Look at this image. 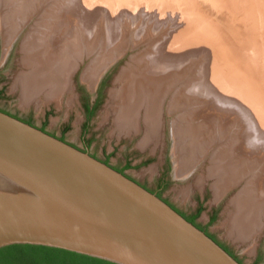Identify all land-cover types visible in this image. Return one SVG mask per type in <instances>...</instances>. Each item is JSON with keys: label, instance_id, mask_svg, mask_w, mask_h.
Wrapping results in <instances>:
<instances>
[{"label": "bare ground", "instance_id": "bare-ground-1", "mask_svg": "<svg viewBox=\"0 0 264 264\" xmlns=\"http://www.w3.org/2000/svg\"><path fill=\"white\" fill-rule=\"evenodd\" d=\"M40 1L0 0V33L5 38V52L9 51L13 41L21 32L29 27L21 46V65L24 71L16 80L22 88L24 102L35 101L43 93L48 101L52 99L58 101L60 94L69 87L71 77L81 60L80 32L86 27L81 26L83 27L81 29L77 23L80 20L79 8L87 6L90 9L98 3L106 5L107 0H78L76 3L75 0L70 2L62 0L51 11H46L41 6L34 12V15L40 16L33 25L29 20L34 16L31 5ZM126 4L127 0H120L117 6L124 7ZM250 7L253 14L256 12L264 18L263 10L258 11L260 7L255 4ZM204 16L206 19V15ZM189 18L185 21L187 25L183 31L171 39L168 37L167 42L160 41L155 45L152 54H143L137 58L134 56L133 62L128 63L121 70L117 80L123 85L111 94L112 97L121 100L116 104L118 112L115 114V123L120 133L129 135L140 131L139 126L143 122L145 138L142 145L150 144V141L162 137L160 130L163 126V105L167 97L173 93L168 113L179 115L178 119H173L171 125L176 144L180 141L179 137L187 136L192 137L189 147L200 144L199 155L192 150L185 161L184 155L180 154L181 147L178 149L176 146L179 155L178 172L182 174L202 162L206 148L203 144H209L208 138L215 139L216 130L219 131L217 135L222 138L231 125H244L242 130L236 132L232 138L230 136L222 144L217 140L219 144L214 149L211 158L213 165L209 168V174L216 178L213 188L219 199L229 187L237 184L242 172L250 171L263 162L260 154L264 153V42L258 44L253 54L249 53L246 56L244 52H235L236 49L241 48L240 44L236 48L230 46L227 41L221 40L209 23L202 24L201 20H198V25L207 27L205 26L207 24L208 27L196 29L197 24L191 23L192 20ZM197 18L199 19V15ZM231 41L232 44H238L239 40L235 34H232ZM196 46L209 49L211 64L200 74L197 73L193 80L189 79L187 86L180 93L177 89L180 81L177 78L180 77L178 76L181 68L180 59L188 56L186 51ZM112 57L110 54L100 56V59L96 60L87 72L85 71L83 80L92 83L98 73L112 63V61L106 63ZM235 67L236 72L244 77L241 78L239 74L234 73ZM183 73L187 72L183 71ZM225 87H229V91H226L227 96L241 103L229 101L223 95V91L217 90ZM234 92L238 94L234 96L232 94ZM203 96L209 99L204 102L201 100ZM184 100L194 102L190 104L194 106L189 110L190 113L184 112L182 108L186 104ZM187 120L189 125H184ZM253 180V189L249 188L247 193L242 192L231 201L236 213L232 218L233 228L230 230L232 234L238 236L239 242L240 240L245 242L251 236L257 238L260 234L259 230L263 229L261 220L264 217V171Z\"/></svg>", "mask_w": 264, "mask_h": 264}, {"label": "rangeland", "instance_id": "rangeland-1", "mask_svg": "<svg viewBox=\"0 0 264 264\" xmlns=\"http://www.w3.org/2000/svg\"><path fill=\"white\" fill-rule=\"evenodd\" d=\"M65 1L70 2L71 0ZM77 1L75 0V3ZM119 1L107 0L106 5L98 3L94 4V7L90 9L87 6L79 8L80 20L77 23L79 27H86H81L83 29L80 32L81 60L71 77L69 87L60 94L58 101L55 99L48 101L44 93L35 101H23V91L21 86L16 83V80L18 75L24 71L21 65V46L26 33L29 31V27L22 31L18 38L14 40L15 42L13 41L12 43V61L6 68L5 73L1 75L3 80L0 84L2 87L0 92V109L20 116L33 125L47 130L49 133L65 138L72 144L82 146L83 140L86 138L92 144L93 153L100 157H105L106 152L114 153L111 156L112 163L119 166L125 163H131L132 166L127 170V173L141 182L148 184L151 188L158 187L163 171L167 167L166 159L168 156L174 168L169 176V179H172L169 181L171 183L167 190H165L164 196L186 212H192L193 209L198 207L195 199L208 193V201H204V204H202L204 206V212L199 222L207 226L210 210L213 211L215 207L221 205L218 219L210 226L211 233L227 243L233 251H237L241 256H244V261L247 264H253L252 257L255 256L254 250L258 251L260 249L264 251V217L261 220L263 229L261 228L262 230H259L260 234L257 236L258 238L255 239L251 236V238L245 241L246 243L243 240L239 242L238 236L232 234L230 230L233 228L234 220L232 218H234L233 216L236 213V209L231 201L239 194L241 195L242 192L247 193L249 188L253 189L252 183L255 180L253 178L262 175L264 171V153L260 154L261 158L263 157V162L250 171L242 172L240 179L237 180L239 183L237 182L235 186L229 187L219 199H217L215 189L213 188L216 178H213L209 174V168L213 165L211 158L214 149L218 147L219 143L222 144L230 136L232 138L236 132L242 130L241 128L244 125H231L226 135L222 138L217 135L219 131L216 130L214 132L215 139L208 138L207 142L209 141V144H203L206 147L204 148L205 154L203 153L205 156L202 158V162H199V166L197 165V168L194 167L191 170L188 169L187 173L182 174L178 172L179 155L176 152V146L178 149L181 147L180 154L184 155L185 161L190 156L192 150H195V154L199 155L200 151L198 149L200 148V144H197L196 147L195 145L189 147L192 139L191 136L185 138L179 137L180 141L176 144L173 127L171 125L174 121L173 119H178L179 115L174 113L171 115V113H168V107L171 102L170 99L173 98V93L167 97L163 105V126L160 130V136L162 137L157 139L159 142L153 140L150 141V144H146L147 146L142 145L145 138V126L143 122H141L142 124L140 123V133L138 132L139 134L136 135L134 140L129 136L127 137L125 133H120L117 129L115 114L118 112V105L116 104H119L121 100L112 97L111 94L112 91L119 90L122 87L123 84L117 80L118 76L128 63L133 62L134 56L137 58L143 54H152L156 47L155 45L160 41L167 42L169 38L171 39L186 28L187 24L185 21L189 16L191 17L189 19L192 20L191 23L195 22L197 24L198 20H201L200 22L202 24L205 22L209 23L211 29L220 36V39L230 43V46L237 48L240 44L241 48L236 49L235 52H244L246 56L249 53L253 54L258 44L264 42V18L256 12L253 14L250 6L255 4L257 7H260L258 11L263 10L262 14L264 15V0H127V4L124 7H118ZM60 2L62 0H41L40 2H33L31 5L32 14L34 15V12L38 10L37 8L41 6H43L42 9L51 11ZM92 14L93 16H91ZM198 15L199 19L197 18ZM204 15H206V19ZM39 16V14H35L29 19L30 22L33 24L39 19ZM29 25L31 24L29 23ZM205 26L208 27L207 24ZM207 27L197 24L196 29H206ZM84 30L87 32L85 33ZM89 30L93 34H90ZM232 34H235L239 40L237 42L238 44H232L233 42H230V36ZM4 41V35L0 33V46L3 54L5 52ZM106 54H110L111 57L113 56L106 63L109 64L115 58H118L119 61L110 66L107 72L102 73L106 67L101 70L92 83L83 80L85 71L87 72L90 66L92 67L96 60L100 59V56ZM186 54L188 58L180 59L181 61H185H182V63L180 61L179 64L181 65L180 72L178 73L180 77L177 78L180 81H178L177 89L180 93L187 86L189 79H192L197 73L200 74V72H203L204 68L211 64V53L207 47L202 48L196 46L192 50L186 51ZM183 71L187 73L184 74ZM233 71L239 74L241 78L244 77L241 73L236 72V67ZM102 79H107L102 105L99 107L97 114L91 122L87 134L84 135L85 116L80 105L78 87H82L84 90L90 89L89 91L92 92L99 86ZM217 90L223 91V95L229 101L241 103L227 96L226 91H229V87H225L222 90L217 88ZM232 94L235 96L238 93L234 92ZM208 99L203 96L201 100L205 102ZM184 102L186 103L182 107L184 112L190 113L189 110L194 108V106H191L194 102H187L185 100ZM184 125H189L188 120L184 122ZM165 133L168 135V141L164 140L163 136ZM217 140H219V143H217ZM199 141L201 140L199 139ZM151 157L152 162H148L145 165L142 164L144 159ZM175 175L182 176V178H177ZM219 201L220 204H218ZM230 234L235 236V241L234 236L232 238ZM239 248L241 249L239 250ZM261 264H264V261Z\"/></svg>", "mask_w": 264, "mask_h": 264}, {"label": "water", "instance_id": "water-1", "mask_svg": "<svg viewBox=\"0 0 264 264\" xmlns=\"http://www.w3.org/2000/svg\"><path fill=\"white\" fill-rule=\"evenodd\" d=\"M13 245L113 264H240L122 172L0 111V249Z\"/></svg>", "mask_w": 264, "mask_h": 264}, {"label": "flooded vegetation", "instance_id": "flooded-vegetation-1", "mask_svg": "<svg viewBox=\"0 0 264 264\" xmlns=\"http://www.w3.org/2000/svg\"><path fill=\"white\" fill-rule=\"evenodd\" d=\"M12 47V45H11ZM11 47L9 49V51H7L6 53L2 52L1 50V46H0V84L3 80V78H1V75H3L6 71V68L10 65L12 58H13V54L11 53ZM107 79H102L99 86L94 89L92 92H90V89L84 90L82 87H78V94H79V100H80V105L81 108L84 112V116H85V129H84V135L87 134L88 130H89V126L91 124V122L93 121L95 115L97 114V111L99 109V107L102 105V99H103V95H104V89L106 87L107 84ZM2 87L0 86V92H1ZM0 111L9 114L10 116H13L27 124H30L34 127H37L35 125H33L31 122L24 120L23 118H21L20 116L14 115L11 112H6L0 109ZM171 125V124H170ZM39 129H41L42 131L50 134L51 136H54L56 138H58L59 140H62L68 144H70L71 146L82 150L84 152H88L91 156H93L94 158L100 160L101 162L109 165L110 167L114 168L115 170L122 172L123 174H125L126 176H128L130 179L134 180L135 182H137L138 184H140L142 187H144L145 189H147L148 191L156 194L159 198H161L163 201H165L167 204H169L174 210H176L180 215H182L186 220H188L189 222H191V218H194V221L191 222L192 224H194L197 228H199L200 230L204 231L210 238H212L215 242H217L222 248H224L231 256H233L240 264H247L244 261V256H241L240 253H238L237 251H233L232 248L225 243L222 239H219L217 236H215L213 233H211L210 231V226H212L216 220L218 219L219 215H220V211H221V205H218L217 207H215L213 209V211L210 210L209 213V217H208V225L204 226L203 224H201L199 222L200 217L202 216V213L204 212L203 210V205L204 201H208V193H205L203 196H200L199 198L195 199L196 204L198 205V207H196L195 209H193L192 212H186L185 210L181 209L180 207H178L176 204L172 203L169 199H167L164 196V192L165 190H167V188L169 187L170 180L169 176L170 173L172 171V169L174 168L173 165H171V161L170 158L166 159L167 162V167L166 170L163 171V175L161 177V181H159L158 187L156 188H151L148 184H145L143 182H141L140 180L136 179L134 176L129 175L127 173V170L131 168L132 164L131 163H125L124 165H116L112 163V157L114 153H105V157H100L97 154L92 152V144L91 142H89L86 138H84L83 140V145L82 146H78L76 144H72L70 142H68L65 138L59 137L53 133H49L47 130L42 129L40 127H37ZM139 132V131H138ZM131 133L129 135L126 134V136L132 138V140H134V138L136 137V135H138L139 133ZM85 137V136H84ZM164 140L168 141V135L165 133L164 134ZM168 143V142H167ZM152 156V155H151ZM152 162V157L149 159H144L142 161V164H147V163ZM173 164V163H172ZM176 176V175H175ZM177 178H182V176H176ZM222 202V201H221ZM200 204V205H199ZM220 204V201L219 203ZM196 216V217H195ZM258 238V237H257ZM255 238V239H257ZM241 248H239L240 250ZM255 252V256L252 257L253 259V264H261L264 261V251L262 250H254ZM242 253V251H241ZM246 256H248L246 254ZM249 257V256H248Z\"/></svg>", "mask_w": 264, "mask_h": 264}, {"label": "trees", "instance_id": "trees-1", "mask_svg": "<svg viewBox=\"0 0 264 264\" xmlns=\"http://www.w3.org/2000/svg\"><path fill=\"white\" fill-rule=\"evenodd\" d=\"M196 217V216H195ZM194 218H191V222ZM0 264H113L69 251L34 245L0 249Z\"/></svg>", "mask_w": 264, "mask_h": 264}]
</instances>
